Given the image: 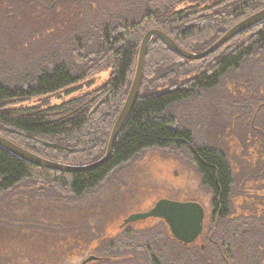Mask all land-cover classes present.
<instances>
[{"label": "trees", "instance_id": "obj_1", "mask_svg": "<svg viewBox=\"0 0 264 264\" xmlns=\"http://www.w3.org/2000/svg\"><path fill=\"white\" fill-rule=\"evenodd\" d=\"M181 5L189 7L177 10ZM263 9L264 0H0V136L60 164L95 163L106 153L147 32L163 31L197 54ZM106 71L100 88L58 106L16 107L60 93L72 96ZM236 94L243 95L241 105L228 99L235 103L230 95ZM222 111L226 123L235 119L247 148L264 146V23L195 61L154 38L137 103L104 166L67 174L0 148V264H71L69 258L85 255L104 236L98 224L88 233L96 214L64 216L54 209L95 193L151 150L187 156L210 194L204 249L175 241L155 219L145 228L128 226L82 264H264V207L247 203L235 212L234 198L248 197V178L237 181L227 154L209 141ZM260 158L254 181L263 179Z\"/></svg>", "mask_w": 264, "mask_h": 264}, {"label": "rangeland", "instance_id": "obj_2", "mask_svg": "<svg viewBox=\"0 0 264 264\" xmlns=\"http://www.w3.org/2000/svg\"><path fill=\"white\" fill-rule=\"evenodd\" d=\"M189 5H181L177 10L186 9ZM109 75L110 72L106 71L82 83L76 87L77 93L72 96L66 97L65 93H60L51 98L35 99L16 107H36L44 104H47L50 108L58 106L79 95L100 88L108 80ZM228 89L227 87L225 88L227 92ZM230 97L236 100L234 103L228 97L232 104H242L239 101L243 97L242 94L230 95ZM262 104L259 102L258 107H262ZM173 114L175 115L176 113L173 112ZM223 115L224 112L220 117L222 120L220 127L213 130V125L210 127L213 129L208 134L210 144L227 154L231 167L235 172L236 180L243 181V177L248 178L245 181L248 187V197L244 198V193H242L239 197L234 198L235 212H241V208L247 203L263 205L264 207V191L260 192L259 190L261 188L264 190V175L263 179L260 178L257 181L251 178V176H259V172L254 169V165L258 163L259 157L264 160V146L256 144L255 146L249 145V148H247L246 142L243 143V140L241 142L240 137L238 138L235 119L232 118L231 122L226 123L223 120ZM257 119L259 120V114L257 115ZM257 124L261 127L260 123ZM248 168L252 170L253 174L246 171ZM246 172L249 174H246ZM243 191H246V189ZM163 199L179 202H196L204 210L209 207L211 199L210 194L202 189L200 179L187 156L172 150H151L144 152L137 156L130 164L114 173L95 193L86 195L82 200L74 204H61L57 208L58 210H54L56 212L61 210L64 216H78L94 212L96 217L90 222L88 233L92 234L90 232L95 229L96 224H98L99 228L103 227L102 230L104 232V236L90 244L89 251L85 255L69 258L70 263L82 264L89 256L95 255V251L102 245L101 243L115 240L130 225H133L135 228L152 226L156 222L155 219L138 221L131 224H125V220L132 215L147 213L154 208L158 201ZM105 211L107 212L103 218L97 216L100 212ZM41 219L38 222L42 225V223L44 224V220ZM208 222L209 219L207 217L204 221L205 229ZM44 225L42 227L47 228L46 224ZM83 225L86 224H82V228H84ZM85 230H87L86 227ZM205 232L196 244L198 248L205 245Z\"/></svg>", "mask_w": 264, "mask_h": 264}, {"label": "water", "instance_id": "obj_3", "mask_svg": "<svg viewBox=\"0 0 264 264\" xmlns=\"http://www.w3.org/2000/svg\"><path fill=\"white\" fill-rule=\"evenodd\" d=\"M263 23L264 9L233 26L208 49L197 54L188 52L179 47L176 42L163 31L151 30L147 32L141 41L134 78L132 80L131 87L129 89L124 106L112 127L106 153L100 160L96 161L95 163L85 166H70L53 162L31 153L1 136L0 148L4 149L11 155L26 163L50 171L74 174L97 170L104 166L110 160L114 144L122 129L132 115L140 94L145 56L154 38L161 39L180 58L195 61L208 57L232 39L257 26L262 25ZM204 218L205 211L199 203L179 202L163 199L158 201L154 208L147 213L132 215L128 217L125 220V224L145 221L148 219L162 220L168 227L172 238L175 241L187 246L195 243L201 235L203 231ZM87 262L88 261L84 262L83 264H87Z\"/></svg>", "mask_w": 264, "mask_h": 264}, {"label": "flooded vegetation", "instance_id": "obj_4", "mask_svg": "<svg viewBox=\"0 0 264 264\" xmlns=\"http://www.w3.org/2000/svg\"><path fill=\"white\" fill-rule=\"evenodd\" d=\"M204 211H205V218H204V221H205L206 218L209 217V215H210L211 212H210V210H209L208 208L205 209ZM203 231H204V223H203ZM203 231H202V233H203ZM202 233H201V235H202ZM201 235L199 236V238L201 237ZM199 238L196 240L195 243H193V244H191V245H187V246H196V244H197ZM202 248L204 249V247H202ZM85 262H86V261H85Z\"/></svg>", "mask_w": 264, "mask_h": 264}]
</instances>
